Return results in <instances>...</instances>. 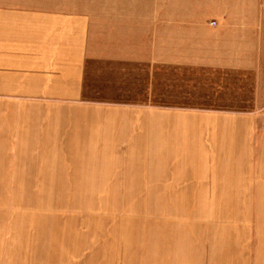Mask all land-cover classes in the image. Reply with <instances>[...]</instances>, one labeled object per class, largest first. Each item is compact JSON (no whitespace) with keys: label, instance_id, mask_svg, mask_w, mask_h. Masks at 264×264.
Wrapping results in <instances>:
<instances>
[{"label":"rangeland","instance_id":"374dc122","mask_svg":"<svg viewBox=\"0 0 264 264\" xmlns=\"http://www.w3.org/2000/svg\"><path fill=\"white\" fill-rule=\"evenodd\" d=\"M15 5L86 21L84 97L58 105L81 112L63 114L56 141H79L85 147L75 146L78 159L96 155L100 161L88 174L96 180L95 194H7L0 188V264H30L27 257L34 255L40 264L47 256L53 264H264L258 205L264 201V0ZM22 101L0 99L1 107L14 109L11 130L23 125L15 122ZM111 108L139 123L128 146L95 147L72 137L71 124L86 112ZM159 112L186 116L193 137L197 126L207 129L177 159L172 147L160 154ZM40 119L21 144L45 133ZM38 155L33 148L26 162L37 163ZM10 159L2 157L8 166ZM164 169L170 190L183 174L192 178L181 195L158 193ZM192 187L196 195L187 196Z\"/></svg>","mask_w":264,"mask_h":264},{"label":"crops","instance_id":"0c3cea01","mask_svg":"<svg viewBox=\"0 0 264 264\" xmlns=\"http://www.w3.org/2000/svg\"><path fill=\"white\" fill-rule=\"evenodd\" d=\"M19 2L30 0H0V99L27 100L22 101L23 105L19 104L16 109L18 111L15 122L23 125L15 130L8 127L11 116H14V109L0 105V159L5 164L0 165V188L8 189L5 191L7 194H95L96 180L94 177L88 178L91 177L88 174L96 168L100 160L95 154V158L78 159L75 155L76 147H85L79 141L72 145H60L56 141L57 132L63 125L60 120L67 115L64 113L81 112L80 108H63L58 105L61 106L63 100L72 102L84 97L89 47L86 21L57 12L17 7L15 3ZM33 100L45 101V105L39 106L36 102L33 104ZM51 102L54 104H50ZM39 119L45 133L39 139H34L35 142L21 144V139L30 140L27 137L28 131L32 130L35 134ZM187 120L186 116L173 119L172 115L159 112L156 116V147H159L160 154L172 147L177 159L196 144L197 136L202 137V128L207 129L206 126H197L198 134L193 137V124ZM138 124L128 122V114L124 110L111 108L103 112L96 109L86 112L84 117L74 121L70 129L73 126V138L89 140L91 146L96 147L99 142H104L101 145L119 148L128 146L126 142L131 138L129 132ZM211 130L214 135L217 126L213 125ZM50 131H54V134ZM229 137L227 140L230 142L226 145L233 144ZM10 138H13L11 145L8 144ZM33 148H37L40 154L37 163H32V160L26 162ZM64 153L69 155L64 156ZM5 155L11 158L10 166L2 160ZM160 160L162 161H159V165L163 163L162 167L166 168L168 160L163 159V156ZM28 164L30 165L24 168ZM188 177L183 174L181 181H176L175 187L170 190L166 186L168 176L166 177L164 169L161 177L163 188L160 183L157 184L163 191L158 193L181 195L186 188L182 184L192 179ZM87 179L90 181L87 182ZM82 188L88 190L84 191ZM193 190L194 187L187 196H195ZM258 205H263L264 211V201ZM34 256L27 257L29 263L40 264L32 260L41 257ZM44 258V264H53V256ZM59 264H63V261L60 260Z\"/></svg>","mask_w":264,"mask_h":264}]
</instances>
